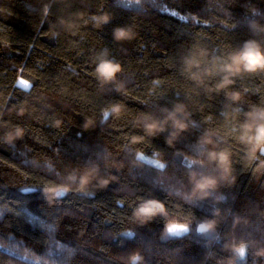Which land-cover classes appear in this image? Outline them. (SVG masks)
I'll use <instances>...</instances> for the list:
<instances>
[{
	"label": "trees",
	"instance_id": "obj_1",
	"mask_svg": "<svg viewBox=\"0 0 264 264\" xmlns=\"http://www.w3.org/2000/svg\"><path fill=\"white\" fill-rule=\"evenodd\" d=\"M252 7L264 11V0H0V264H126L134 250L143 264H227L230 245L241 241L253 264L264 247V156L250 161L238 136L244 113L264 106V73L243 75L225 90L242 94L233 121L221 115L229 103L224 92L197 86L184 64L206 49L202 67H210L211 57L252 38L248 20L264 24ZM101 13L112 19L97 29L91 17ZM118 26L132 27L135 39L115 41ZM105 48L123 67L122 93L95 77ZM177 102L195 126L173 144L167 133L148 136L137 126L141 115L160 117ZM115 103L124 110L105 120L102 110ZM16 128L23 136L10 145L4 138ZM206 131L215 133L217 150L231 151L235 179L189 203V158L204 161L197 171L219 175L198 154ZM93 167L107 185L93 180L82 190L68 180ZM65 184L71 191L62 199H45L42 189ZM146 199L163 202L167 216L135 220L133 210ZM204 219L218 221L215 233L196 232ZM183 224L191 225L186 234L166 236V226Z\"/></svg>",
	"mask_w": 264,
	"mask_h": 264
},
{
	"label": "clouds",
	"instance_id": "obj_2",
	"mask_svg": "<svg viewBox=\"0 0 264 264\" xmlns=\"http://www.w3.org/2000/svg\"><path fill=\"white\" fill-rule=\"evenodd\" d=\"M252 17L264 18V11L257 7L249 9ZM112 17L108 13H101L91 17L93 26L97 29L103 28L110 23ZM248 28L252 38L243 41L228 52L226 57H211L210 67H202L209 58L206 49H198L191 56L184 60L185 72L188 78L197 86L205 88L208 93L219 94L224 92L226 100L225 110L221 112L225 120L235 121L242 109L238 106L242 100L239 91L226 92L236 79L243 75H255L264 73V24L258 19H249ZM113 39L117 42L131 41L135 39L136 33L130 26H118L113 30ZM195 69V71H193ZM123 67L115 59L109 57V51L105 48L99 55L95 65V77L102 86L111 85L113 89L122 93L125 84L119 79ZM218 76L217 82L210 86L206 80ZM230 109V111H229ZM124 106L119 103L110 104L102 110V116L106 118L119 117ZM162 116L156 117L150 113L141 115L136 124L143 128L148 136H158L167 133L166 140L171 145L183 133L187 132L190 126L194 127L195 122L191 121V113L187 106L177 102L171 108H162ZM244 120L239 124V142L245 146L247 158L251 161L256 159L257 154L264 156V106H253L244 113ZM59 123V122H58ZM92 121L84 124L87 129ZM23 129L16 128L13 133L5 136L8 144H13L17 139L22 138ZM215 133L206 131L197 141L198 154L204 155L208 162L214 163L218 169V176L206 175L197 171L196 166H202L204 161L198 158L188 159L189 179L192 184L191 192L184 197L189 203H196L212 195L217 185L222 182L232 183L234 177L231 175V156L229 149L217 150V142L213 139ZM211 145V147H207ZM68 180L75 183L78 180V187L86 190L93 181L98 180L100 186L107 185L108 179H102L98 175V168H91L77 176L75 173L68 177ZM49 203H55L71 191V185H54L41 190ZM219 215V209L213 212V216ZM157 216H167V208L163 202L155 199L141 201L133 210V217L139 223L144 224ZM218 221L215 219H204L196 224L195 230L199 234L215 233ZM191 225L166 226V236H180L186 234ZM127 238H134V233ZM232 256L227 264H246L249 245L247 242H233L231 245ZM257 258H264V247L258 248L253 254V264ZM144 257L139 250H134L126 257V264H143Z\"/></svg>",
	"mask_w": 264,
	"mask_h": 264
},
{
	"label": "rangeland",
	"instance_id": "obj_3",
	"mask_svg": "<svg viewBox=\"0 0 264 264\" xmlns=\"http://www.w3.org/2000/svg\"><path fill=\"white\" fill-rule=\"evenodd\" d=\"M17 83H18V85H23V86H27L28 85V83L25 80H23L21 77H18ZM139 157H141L143 160H145L147 162H150V163H153L155 165H161L160 161H158L157 159H155L153 157H150L148 155L139 154Z\"/></svg>",
	"mask_w": 264,
	"mask_h": 264
},
{
	"label": "snow or ice",
	"instance_id": "obj_4",
	"mask_svg": "<svg viewBox=\"0 0 264 264\" xmlns=\"http://www.w3.org/2000/svg\"><path fill=\"white\" fill-rule=\"evenodd\" d=\"M160 167H163V165H160ZM129 235H131V233Z\"/></svg>",
	"mask_w": 264,
	"mask_h": 264
}]
</instances>
